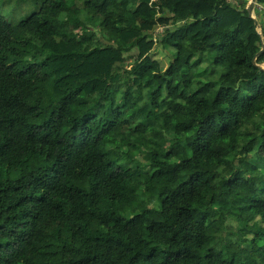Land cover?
<instances>
[{"label":"trees","instance_id":"16d2710c","mask_svg":"<svg viewBox=\"0 0 264 264\" xmlns=\"http://www.w3.org/2000/svg\"><path fill=\"white\" fill-rule=\"evenodd\" d=\"M17 1L39 8L0 14V264H264V0Z\"/></svg>","mask_w":264,"mask_h":264},{"label":"rangeland","instance_id":"374dc122","mask_svg":"<svg viewBox=\"0 0 264 264\" xmlns=\"http://www.w3.org/2000/svg\"><path fill=\"white\" fill-rule=\"evenodd\" d=\"M40 2V1H39ZM38 2V3H39ZM251 0H247L246 2V8L248 9L250 6ZM38 5H30L25 2L17 1V0H0V14L4 15L7 21L10 23V25L15 26L22 20H24L29 14L34 13L38 10ZM255 9H259L258 5L256 4ZM252 17L256 19V13L254 12V9L252 11ZM259 26L257 28L258 32L261 34V29H264V17H259ZM261 28V29H260ZM68 36L74 41L76 49L78 50H86L90 46H92L95 42H99L100 38L97 37L96 32L86 28L82 24H77L74 28L67 29ZM152 56L154 59L158 60L163 68L167 67L169 64V60L171 59V55L168 53V51L159 45L156 47V49L152 52ZM132 62L127 59V65H130ZM264 69V65L261 66ZM204 68V66H203ZM224 72V70H222ZM179 119V118H175ZM254 144H251L249 147L251 148ZM78 185L82 188L88 189L87 183L80 182ZM244 185L247 187H250L249 182H244ZM233 225L232 223H230ZM261 225L264 227V222H261ZM254 252H256V249H253ZM247 264H259L257 260H252L250 262H247Z\"/></svg>","mask_w":264,"mask_h":264},{"label":"built area","instance_id":"2783aa9c","mask_svg":"<svg viewBox=\"0 0 264 264\" xmlns=\"http://www.w3.org/2000/svg\"><path fill=\"white\" fill-rule=\"evenodd\" d=\"M241 0H227L228 3L232 4V5H235V6H239V3H240ZM257 4V3H256ZM258 5V4H257ZM258 10H262L263 8L261 6L258 5ZM253 18V17H252ZM164 30L165 28L164 27H158L156 29V31L154 32V42L156 43L157 42V38L159 35H162L164 33Z\"/></svg>","mask_w":264,"mask_h":264},{"label":"water","instance_id":"95a60500","mask_svg":"<svg viewBox=\"0 0 264 264\" xmlns=\"http://www.w3.org/2000/svg\"><path fill=\"white\" fill-rule=\"evenodd\" d=\"M256 1H257V0H251L250 6H249V8H248V10H249V14L251 15V17H252V11H253V9H254V7H255V5H256ZM253 19H255V18H253ZM255 25H256V26L258 25L257 22H255ZM257 67L263 69L261 66H257Z\"/></svg>","mask_w":264,"mask_h":264},{"label":"crops","instance_id":"0c3cea01","mask_svg":"<svg viewBox=\"0 0 264 264\" xmlns=\"http://www.w3.org/2000/svg\"><path fill=\"white\" fill-rule=\"evenodd\" d=\"M255 10H256V9L254 8V12H255Z\"/></svg>","mask_w":264,"mask_h":264},{"label":"bare ground","instance_id":"6f19581e","mask_svg":"<svg viewBox=\"0 0 264 264\" xmlns=\"http://www.w3.org/2000/svg\"><path fill=\"white\" fill-rule=\"evenodd\" d=\"M243 1V0H242Z\"/></svg>","mask_w":264,"mask_h":264}]
</instances>
